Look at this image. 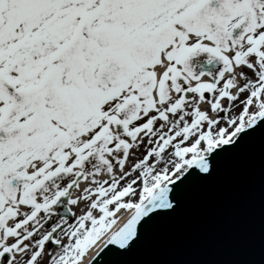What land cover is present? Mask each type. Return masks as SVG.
Returning a JSON list of instances; mask_svg holds the SVG:
<instances>
[{"label": "snow or ice", "instance_id": "snow-or-ice-1", "mask_svg": "<svg viewBox=\"0 0 264 264\" xmlns=\"http://www.w3.org/2000/svg\"><path fill=\"white\" fill-rule=\"evenodd\" d=\"M258 130L264 0H0V264H108Z\"/></svg>", "mask_w": 264, "mask_h": 264}, {"label": "water", "instance_id": "water-1", "mask_svg": "<svg viewBox=\"0 0 264 264\" xmlns=\"http://www.w3.org/2000/svg\"><path fill=\"white\" fill-rule=\"evenodd\" d=\"M108 264H264V133L221 154L214 174L184 186L180 206Z\"/></svg>", "mask_w": 264, "mask_h": 264}, {"label": "flooded vegetation", "instance_id": "flooded-vegetation-1", "mask_svg": "<svg viewBox=\"0 0 264 264\" xmlns=\"http://www.w3.org/2000/svg\"><path fill=\"white\" fill-rule=\"evenodd\" d=\"M206 62H208V57L203 58V56H200L198 59H196L194 57V59L192 58V60L190 61L191 65L194 67V69L197 72L202 71L206 67V65H205ZM219 67H220V65H219ZM219 67H218V69H219ZM218 69H216V70H218ZM216 70H214V71H216Z\"/></svg>", "mask_w": 264, "mask_h": 264}, {"label": "bare ground", "instance_id": "bare-ground-1", "mask_svg": "<svg viewBox=\"0 0 264 264\" xmlns=\"http://www.w3.org/2000/svg\"><path fill=\"white\" fill-rule=\"evenodd\" d=\"M205 79H207V78H205ZM83 186V185H82ZM123 219H124V214L123 215H121V222L123 221ZM119 226V223H118V225H117V227Z\"/></svg>", "mask_w": 264, "mask_h": 264}]
</instances>
